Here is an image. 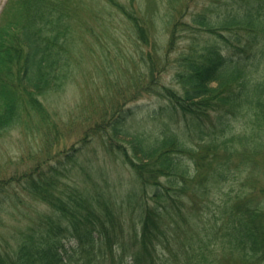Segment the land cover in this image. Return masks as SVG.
Masks as SVG:
<instances>
[{"label": "trees", "instance_id": "trees-1", "mask_svg": "<svg viewBox=\"0 0 264 264\" xmlns=\"http://www.w3.org/2000/svg\"><path fill=\"white\" fill-rule=\"evenodd\" d=\"M8 1L0 138L34 128L43 142L29 167L0 176V264H264V0L169 12L163 54L140 0ZM112 8L137 35L139 71L117 64L76 144L50 154L47 98L74 83L92 22L118 44L102 15ZM144 94L166 102L150 117L179 123L128 127ZM28 198L44 208L27 211Z\"/></svg>", "mask_w": 264, "mask_h": 264}, {"label": "rangeland", "instance_id": "rangeland-1", "mask_svg": "<svg viewBox=\"0 0 264 264\" xmlns=\"http://www.w3.org/2000/svg\"><path fill=\"white\" fill-rule=\"evenodd\" d=\"M121 2L128 4L127 0H120ZM8 0H0V25L4 21L6 13V4ZM188 3V4H185ZM209 3L208 0H140L141 8H136V14L138 16L145 15L148 18L154 20L153 26L150 28V38L152 46L156 47L161 54L167 49L169 43L170 31L172 27L168 25V13L178 12L188 13L191 10H195L199 7V4ZM186 5V6H185ZM185 6V8H184ZM109 15L107 12H103V18L107 19L106 23L110 30V33L117 34L119 41L113 42L110 40V36L105 32L102 38L99 32H103L104 26L102 20L92 22L94 33L86 34L84 40L78 46L76 53L80 58V63L77 61L79 69L76 72L74 83H72L66 91L59 94H51L46 101V107L48 108L51 118L56 121L57 129L59 131L58 137L52 140V147L50 154L56 151L68 149L72 145L76 144L80 135L84 130V117L88 113L93 114L94 109L100 106L102 102L98 99L100 94L106 95L108 90H113L112 87H107V81L117 73V64H122L123 67H131L130 59L133 62L137 61V46H139V40L135 31L132 30L130 24L125 21V18L115 13L114 9H110ZM12 14V12H9ZM6 15L5 18L11 16ZM85 20L91 23V18L86 14ZM178 47V43L175 45V49ZM180 47V46H179ZM119 51V53H117ZM104 55L108 59H103ZM124 59H121L122 56ZM160 54V56H161ZM173 57V54H171ZM134 64V63H133ZM126 65V66H125ZM128 67V69H130ZM113 69V70H111ZM115 69V70H114ZM139 70L130 69V75H135ZM121 72V71H120ZM122 73V72H121ZM166 75L162 74L161 78L164 82H170V73L166 72ZM134 103L138 104V108L127 121V126L131 129L141 127H152L155 121H165L173 124L179 123L176 118L171 120H160L162 117L158 114L157 118L150 117L149 112L157 110L159 113L161 105H166V102L162 98L156 96L144 94L141 99H138ZM133 104V102H131ZM164 117V116H163ZM74 118V120H73ZM179 119V117H177ZM169 124V125H170ZM33 128L27 130L26 128L19 127L8 131L0 138V176H8L14 172L19 173L29 167L33 160L29 158L30 150L36 151L39 143L43 142L42 134H38ZM41 153L36 152V156H41ZM46 156H42V159ZM109 162H107V165ZM111 167H121V164L115 165L110 163ZM124 169V168H123ZM126 172L123 170L122 175L127 178ZM113 175H111L112 177ZM125 185V182H123ZM27 207L25 209L29 212L42 210L43 205L38 202H34L28 198ZM68 264H76L71 262Z\"/></svg>", "mask_w": 264, "mask_h": 264}]
</instances>
